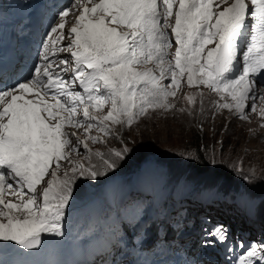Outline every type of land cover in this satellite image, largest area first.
<instances>
[{
  "label": "snow or ice",
  "instance_id": "obj_1",
  "mask_svg": "<svg viewBox=\"0 0 264 264\" xmlns=\"http://www.w3.org/2000/svg\"><path fill=\"white\" fill-rule=\"evenodd\" d=\"M72 8L79 15L65 49L58 45L66 38L65 18ZM59 17L43 45L45 63L34 67V77L0 87V242L23 249L38 248L43 233L63 235L77 174L95 180L129 152L124 147L106 157L92 152L89 142H103L114 126L131 127L149 110L173 111L172 98L185 78L189 88L215 93L216 109L245 119L247 108L257 110L256 86L264 76V0H74ZM65 50L71 61L50 60L49 54ZM184 100L180 112L192 114L197 105L205 111L202 91ZM105 106L107 113L98 115ZM259 114L264 118V108ZM66 128L83 129V138ZM93 129L102 135H92ZM81 145L87 165L71 160ZM93 156L102 161V170ZM62 160L72 167L60 176ZM50 169L51 178L38 194ZM205 232L208 245L223 244L230 254L240 249L231 264H264V239L229 245L223 225Z\"/></svg>",
  "mask_w": 264,
  "mask_h": 264
},
{
  "label": "rangeland",
  "instance_id": "obj_2",
  "mask_svg": "<svg viewBox=\"0 0 264 264\" xmlns=\"http://www.w3.org/2000/svg\"><path fill=\"white\" fill-rule=\"evenodd\" d=\"M198 91H202L204 93V106H207V108L203 117L195 118L193 116L194 119L192 117V122L190 123L187 121H190L191 114L188 112H180L179 109L186 106V101L184 100V96L186 94ZM261 97H264L262 90L256 93L255 101L257 103L264 102V99H261ZM172 99L174 100L176 106L173 111L166 112L163 110H149L146 115L139 117L131 127L126 125H116L112 130V134L104 139L100 144L101 147L117 151L122 150L124 147H128L129 152L125 155L124 159L131 156L130 153L136 154V151L141 149L143 151L146 150L144 153H177L182 158L187 160L188 155H181L178 149L182 148V142L185 143V141H188L189 132L194 130L197 131L198 135L201 137L200 141L204 143L202 148L207 152V161L209 164L212 163L213 165L210 168H216L214 166H217V164L220 165L222 164V161L226 160L230 163L228 166L232 171L240 172L243 175V177L238 176L240 182L244 184L245 177H249L248 180L251 183L258 182L260 184V186L256 189V195L253 197L258 198L260 190L264 189V127H262V125H264V118L257 115V110L254 112L250 107L246 110L245 119L253 122H250L249 124L245 123L244 126L247 127L253 125L254 128L257 126L259 130L258 135L262 136V138L260 141L257 137H255L256 139L252 138V145L248 144V138H246L245 142H240V146L244 144L248 148H235V146H231L233 145L232 136L235 134L237 139L242 136L245 137L248 130L237 127H241V124L243 123V119H240L239 115L232 117V115L230 116L229 114H233V112H230L227 109L215 108V101L218 100L216 94L210 92V90L206 88H189L185 86L182 87L178 91L177 96ZM196 109H199V105H197ZM233 121H235V124L237 125L235 128L236 132L234 129H231L234 123ZM78 130L80 131V129ZM120 140H124L125 142L120 143ZM145 146L149 147L145 149ZM151 146H154V148ZM108 155L109 154H107V156ZM73 158L74 157H71V159ZM82 158V156H79L76 159H73V161H79ZM141 159L142 157L136 162ZM68 163L69 162L65 160L61 164L62 167L59 170L58 175H61L64 172V167ZM96 165L102 168V162H96ZM70 167H72V165L68 164L66 169ZM179 168L182 169L183 165L180 164ZM50 172L51 169L49 170V175L45 176L42 183L39 187H37L38 194L41 185L51 178ZM80 178L81 176L77 174L76 181ZM258 200H261L264 203V194L262 197L258 198ZM203 215L208 216L206 213L201 212L198 215V219H200ZM194 218L195 216L193 217V220ZM251 238L252 237L247 238L246 241L251 240ZM85 249L82 248L78 250L80 251L79 255L83 254ZM70 261V258H68L63 264H71L72 262Z\"/></svg>",
  "mask_w": 264,
  "mask_h": 264
},
{
  "label": "trees",
  "instance_id": "obj_3",
  "mask_svg": "<svg viewBox=\"0 0 264 264\" xmlns=\"http://www.w3.org/2000/svg\"><path fill=\"white\" fill-rule=\"evenodd\" d=\"M205 110L207 108V106H204ZM200 112V109H195V111L190 115V121H187V122H192V117L194 116L195 118L197 117H203V114L205 113V111L203 113H198ZM193 117V119H194ZM262 132V131H261ZM260 139L262 138V136H259ZM200 136L198 135L197 131H194L192 130V132H189V135H188V141H185L182 142V148L178 149V151H180V154L183 155H188V157L191 159V161L193 163H195V165L198 167V169L201 171V172H204V171H210V174L213 175L211 177V179H214V178H219L221 179L222 181H225V182H228L230 184H236L237 183V177L238 176H241L243 177V175L240 173V172H235V171H232L230 169V167L228 166V164H230L229 162H227L226 160L225 161H222L221 163L222 164H217L216 168H210L207 170V167L209 165V167L212 166V163L209 164V162L207 161L208 157H207V152L205 150H203L202 146L204 145V143H202V141H200ZM149 146H145V149H147ZM152 148H154V146H151ZM137 150L136 152L138 153V156L135 158V159H138L142 156H144L146 153H144V151L146 150ZM219 152V151H218ZM136 153V154H137ZM143 154V155H141ZM166 155H171L172 157H175L176 155H179L177 153H165ZM180 156V155H179ZM208 163V164H207ZM241 174V175H240ZM239 178V177H238ZM245 186L247 189H251V188H254L255 189V192H256V189L260 186V184L258 182H253L251 183L249 180H245L244 182ZM264 188V187H263ZM263 195L264 194V189L263 190H260V194L259 195ZM260 201V206L261 208L264 209V203Z\"/></svg>",
  "mask_w": 264,
  "mask_h": 264
},
{
  "label": "bare ground",
  "instance_id": "obj_4",
  "mask_svg": "<svg viewBox=\"0 0 264 264\" xmlns=\"http://www.w3.org/2000/svg\"><path fill=\"white\" fill-rule=\"evenodd\" d=\"M28 98H30V97L28 96ZM239 128H241V127H239ZM238 131H240V130H238ZM248 133H249V132L247 131V134H248ZM242 137H243V136H242ZM242 139H244V137H243ZM252 141H253L252 138H248V139H247V142H249V143H248L249 145H252V144H253ZM254 143H256V142H254ZM255 202L257 203L258 207L261 208V206H260V201H259L258 199H256ZM200 213H201V212H200ZM200 213H199V214H200ZM201 218H206V215H203ZM201 218L198 219V216L196 215L195 218H194V220H201ZM95 245H96V246H99V245H97V244H95ZM86 249H89V248H86Z\"/></svg>",
  "mask_w": 264,
  "mask_h": 264
}]
</instances>
